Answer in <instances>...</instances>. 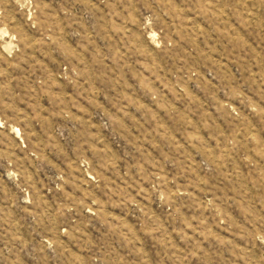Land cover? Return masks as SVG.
I'll return each instance as SVG.
<instances>
[{"label":"rangeland","instance_id":"obj_1","mask_svg":"<svg viewBox=\"0 0 264 264\" xmlns=\"http://www.w3.org/2000/svg\"><path fill=\"white\" fill-rule=\"evenodd\" d=\"M0 264H264V0H0Z\"/></svg>","mask_w":264,"mask_h":264}]
</instances>
